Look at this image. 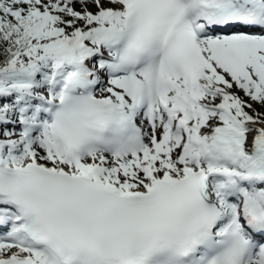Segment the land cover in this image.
<instances>
[{
  "label": "snow or ice",
  "instance_id": "6c2138e0",
  "mask_svg": "<svg viewBox=\"0 0 264 264\" xmlns=\"http://www.w3.org/2000/svg\"><path fill=\"white\" fill-rule=\"evenodd\" d=\"M0 264H264V0H0Z\"/></svg>",
  "mask_w": 264,
  "mask_h": 264
}]
</instances>
